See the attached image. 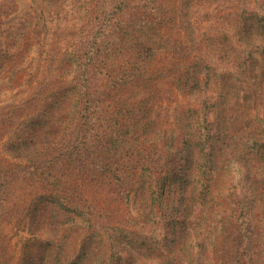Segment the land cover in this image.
Segmentation results:
<instances>
[{"label":"rangeland","instance_id":"obj_1","mask_svg":"<svg viewBox=\"0 0 264 264\" xmlns=\"http://www.w3.org/2000/svg\"><path fill=\"white\" fill-rule=\"evenodd\" d=\"M0 2V206L8 212L0 264H230L236 256L246 262L252 251L264 255V237L257 249L246 242L240 249L231 228L239 219L241 240L252 226L258 231L264 202L249 221L251 204H234L223 179L216 200L199 206L193 194L217 170L216 98L207 108L213 155L199 170L202 152L191 139H176L196 126L190 110L198 109L197 94L177 76L148 75L141 60L122 53L107 62L113 76L95 71L81 92L52 87L81 72L63 60L66 53L75 59L84 40L91 0ZM129 2L132 12L148 9L144 0ZM206 7L200 25L209 19L234 36L229 15L237 0ZM123 26L131 40L143 29ZM148 102L157 103L150 109ZM62 112L67 119L50 129Z\"/></svg>","mask_w":264,"mask_h":264},{"label":"trees","instance_id":"obj_2","mask_svg":"<svg viewBox=\"0 0 264 264\" xmlns=\"http://www.w3.org/2000/svg\"><path fill=\"white\" fill-rule=\"evenodd\" d=\"M144 2L148 9L132 12L129 0H91L88 8L89 26L85 30L84 40L79 45L75 59L74 55L66 53L63 60L64 63H79L81 72L77 80L68 84L58 81L52 87L60 90L70 85L81 92L88 88L83 83L87 75H92L93 79L95 71H106L109 76H113L114 69L107 62L115 63L122 53L131 58L133 63L134 59L141 60L144 66L140 70H148V75L160 77L162 73H168L172 77L177 76V80L186 83L184 89H193L197 94L198 109L190 110L196 126L191 134H182L176 139L183 140V143L191 139L195 144V153L202 152L203 161L199 170L207 166L208 158L213 155L209 146L212 138L207 108L216 98L220 107L217 136L218 142L222 144L216 146L214 154L217 170L210 177V182L209 179L206 183L199 180L193 185V194L199 195L195 196L196 200L199 199V206L214 201L223 179L227 183L226 188L232 192L230 199L234 204L243 201L251 204L249 221H253L254 216L260 217L259 212H255L264 202V0H237L234 16L229 15L236 29L235 35L231 37L227 29L213 28L209 19L204 26L200 25L198 19L204 18L200 16L202 9L205 7L209 12L210 7L206 5H210L212 0ZM119 6L122 7L121 12ZM0 7L4 9L6 4L0 2ZM131 22H138L143 27L141 34L136 35L134 40H131L132 35L126 33L123 26H134L135 23ZM131 41L133 43L130 44ZM15 57L10 56L11 61ZM82 60H85V66ZM10 63L7 60L6 69L9 71ZM67 66L64 64L61 70ZM156 80L155 85H159ZM191 80L195 82L193 87L189 85ZM244 80L246 84L243 89ZM156 103L148 102L149 108L155 107ZM67 115L62 112L50 129L62 125ZM224 162H228V165L222 172ZM207 173L206 169L202 170L205 180ZM55 195L61 197L57 193ZM235 208L236 205L233 206V212ZM7 213L6 208L0 206V224ZM235 220L231 222V228H234L232 235L237 237L232 243L241 249L246 242L247 246L257 249L264 237L262 220L258 219L259 230H253L252 226L250 234L243 240L238 237V227L235 228L239 219ZM92 256L89 255L90 258ZM230 264H264V255L252 251L246 262L243 257L236 256L230 260Z\"/></svg>","mask_w":264,"mask_h":264}]
</instances>
